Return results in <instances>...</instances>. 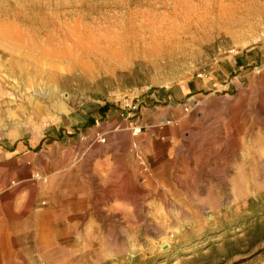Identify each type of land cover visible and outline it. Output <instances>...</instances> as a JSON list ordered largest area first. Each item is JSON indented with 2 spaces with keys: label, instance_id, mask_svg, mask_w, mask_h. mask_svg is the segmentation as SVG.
<instances>
[{
  "label": "rangeland",
  "instance_id": "374dc122",
  "mask_svg": "<svg viewBox=\"0 0 264 264\" xmlns=\"http://www.w3.org/2000/svg\"><path fill=\"white\" fill-rule=\"evenodd\" d=\"M0 264H264V0H0Z\"/></svg>",
  "mask_w": 264,
  "mask_h": 264
},
{
  "label": "crops",
  "instance_id": "0c3cea01",
  "mask_svg": "<svg viewBox=\"0 0 264 264\" xmlns=\"http://www.w3.org/2000/svg\"><path fill=\"white\" fill-rule=\"evenodd\" d=\"M58 187L57 180L54 178L50 179L47 182L45 190L47 191L46 194V201L45 205L47 208L39 213L37 217H39L40 221L39 224L41 225L40 229V237L38 241V246L43 247L44 249H51L55 247L57 243V239L52 237L49 234V226L52 222H55L57 218H66L67 213L59 210V208H62L64 204L68 203V206L70 207V202H68L67 196L65 195H59L56 192V188ZM67 191L66 193L70 192V189L66 186ZM13 193L9 194V198H11ZM34 201V193L31 191L29 199L24 207L25 212H29L31 205ZM68 230H70V227H68ZM6 260V259H5ZM3 258V262L5 261Z\"/></svg>",
  "mask_w": 264,
  "mask_h": 264
},
{
  "label": "trees",
  "instance_id": "16d2710c",
  "mask_svg": "<svg viewBox=\"0 0 264 264\" xmlns=\"http://www.w3.org/2000/svg\"><path fill=\"white\" fill-rule=\"evenodd\" d=\"M105 110H106V106L100 109L101 112H104Z\"/></svg>",
  "mask_w": 264,
  "mask_h": 264
}]
</instances>
